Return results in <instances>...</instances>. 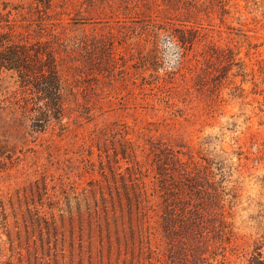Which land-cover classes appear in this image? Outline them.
<instances>
[{
    "label": "rangeland",
    "instance_id": "374dc122",
    "mask_svg": "<svg viewBox=\"0 0 264 264\" xmlns=\"http://www.w3.org/2000/svg\"><path fill=\"white\" fill-rule=\"evenodd\" d=\"M0 21L53 55L62 107L0 73V264H264V0H0Z\"/></svg>",
    "mask_w": 264,
    "mask_h": 264
},
{
    "label": "trees",
    "instance_id": "16d2710c",
    "mask_svg": "<svg viewBox=\"0 0 264 264\" xmlns=\"http://www.w3.org/2000/svg\"><path fill=\"white\" fill-rule=\"evenodd\" d=\"M1 16L3 19V15ZM0 48V73L4 71L18 73L23 87H33L35 93L40 96L39 98L46 100L47 113L45 114L49 115L50 112H53V114L57 113L60 116V110L62 109L60 103L61 79L53 55L36 44L34 46L8 45L0 41ZM167 210L169 212L172 209L169 206ZM187 213H191L189 207L182 211L184 217H186ZM193 215L198 218V214L193 213ZM183 224L180 225L181 230H179L180 234H178L180 238L185 236H195L194 238L204 236L205 226L196 221V218L192 217L191 222ZM217 231L222 233V229ZM218 235L221 237L215 239V236H213V238L215 240L223 238V235Z\"/></svg>",
    "mask_w": 264,
    "mask_h": 264
}]
</instances>
